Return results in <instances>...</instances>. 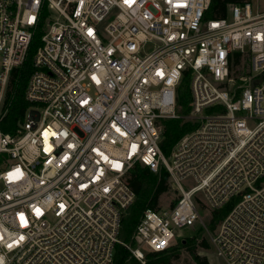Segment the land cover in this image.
Segmentation results:
<instances>
[{
    "label": "built area",
    "instance_id": "built-area-1",
    "mask_svg": "<svg viewBox=\"0 0 264 264\" xmlns=\"http://www.w3.org/2000/svg\"><path fill=\"white\" fill-rule=\"evenodd\" d=\"M210 2L0 0V264H114L118 244L146 264L198 223L224 264H264V11L245 0L206 18ZM39 28L30 105L5 132L11 73ZM180 117L197 125L167 155L163 120ZM137 164L166 173L174 197L144 210L130 246ZM227 205L211 231L200 210Z\"/></svg>",
    "mask_w": 264,
    "mask_h": 264
},
{
    "label": "trees",
    "instance_id": "trees-1",
    "mask_svg": "<svg viewBox=\"0 0 264 264\" xmlns=\"http://www.w3.org/2000/svg\"><path fill=\"white\" fill-rule=\"evenodd\" d=\"M245 0H211L209 9L205 17H221L227 14L228 6L231 3H240ZM41 29L39 28L31 42L26 61L19 67L13 69L7 91L5 101V114L1 120V127L5 132H14L18 127L20 121L23 120L26 109L29 107V102L25 98V90L28 80L34 71L33 57L37 47L41 43ZM235 61H240V52L234 53ZM179 98V112L185 115L189 112V101L191 98L190 89V75L186 72L181 84L178 88ZM163 140L161 143L163 151L169 155L170 151L180 139V137L195 128L196 122H193L184 117L169 118L163 120ZM166 173H154L147 167L137 164L131 171L129 181L133 190L136 192V200L132 206L126 211L123 220L120 236L124 242H134V232L141 219V216L146 208H156L159 197L170 188V183L166 178ZM230 210V205L214 212L213 221L216 223ZM187 240L193 238H186L181 240L180 247L188 243ZM202 245L207 246L206 240L201 242ZM178 248L173 246L163 252H149L146 264H171L170 256L166 257L172 250ZM190 253L199 264H210L206 257H202L191 249ZM178 256V255H176ZM175 256V257H176ZM162 260H158V259ZM114 264H143L137 259L131 251L123 244H118L115 254Z\"/></svg>",
    "mask_w": 264,
    "mask_h": 264
},
{
    "label": "rangeland",
    "instance_id": "rangeland-1",
    "mask_svg": "<svg viewBox=\"0 0 264 264\" xmlns=\"http://www.w3.org/2000/svg\"><path fill=\"white\" fill-rule=\"evenodd\" d=\"M251 1L254 6V11L256 10L264 11V0H251ZM172 197H174V192L170 185V188L166 192L160 195L157 207L164 203H171ZM200 212L206 218V225L208 226V228L211 231H213L217 223V222L214 223L213 221V218H212L213 213L212 214L210 213L211 217L209 218L208 215H206L203 210H200ZM179 233L183 234L184 236L188 238H193V240H187V242L185 243H188V244L181 246V247H180L181 240H184L186 238L178 239L176 241V244L174 246H178V248L174 249V251L172 250L170 253L166 255V257L170 256L171 264H199L197 263V261L194 260L192 254L190 253L191 249H194L196 253L199 254L200 256L206 257L209 260L210 264H224L222 259L216 254V250L211 244L210 236L208 232L205 230V227L201 223L196 224L194 227L182 228V230L179 231ZM121 240L123 241L122 238ZM133 240L134 242L129 241L126 243L129 244L130 246H136L137 241H135V238ZM203 240H206L208 244L207 246L201 244ZM144 250H147V248L144 247ZM146 252H147L146 260H148L149 252L148 251ZM158 260H162V259L160 258ZM161 264H165V263H161Z\"/></svg>",
    "mask_w": 264,
    "mask_h": 264
}]
</instances>
